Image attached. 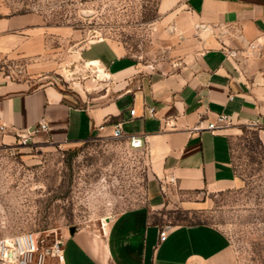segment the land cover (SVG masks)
<instances>
[{"label":"crops","instance_id":"0c3cea01","mask_svg":"<svg viewBox=\"0 0 264 264\" xmlns=\"http://www.w3.org/2000/svg\"><path fill=\"white\" fill-rule=\"evenodd\" d=\"M160 11L170 69L147 70L112 43L94 41L79 56L93 66L92 78L65 91L24 75L40 66L29 59L45 52L39 16L0 7V144L16 145L41 122L48 130L31 134L28 145L112 138L120 124L126 144L141 138L135 150L148 164L145 204L119 213L104 231H69L62 262L49 264H234L218 228L165 226L154 216L172 206L199 208L206 194L242 186L232 137L241 126L264 129V0H163ZM220 114L230 124L209 130Z\"/></svg>","mask_w":264,"mask_h":264},{"label":"rangeland","instance_id":"374dc122","mask_svg":"<svg viewBox=\"0 0 264 264\" xmlns=\"http://www.w3.org/2000/svg\"><path fill=\"white\" fill-rule=\"evenodd\" d=\"M162 2L0 0V7L7 15L39 16L44 28L45 52L29 59L40 66L24 75L73 91L92 78L93 66L82 65L79 56L94 41L112 43L147 70L170 69ZM232 153L240 188L206 194L199 208L172 206L154 220L165 226H214L229 239L234 264H264V129L239 127ZM148 174L144 154L111 137L64 145L0 144V238L33 232L54 239L69 229L70 234L104 231L119 213L145 204Z\"/></svg>","mask_w":264,"mask_h":264},{"label":"built area","instance_id":"2783aa9c","mask_svg":"<svg viewBox=\"0 0 264 264\" xmlns=\"http://www.w3.org/2000/svg\"><path fill=\"white\" fill-rule=\"evenodd\" d=\"M149 113L152 114L153 109H150ZM130 114L134 116L135 111L131 110ZM230 122L231 118L229 116L220 114L217 116L216 122L209 124L208 129L212 131L222 129L230 124ZM47 130V124L41 122L31 134ZM4 131L5 127L0 126V133ZM31 134L26 138L20 139L18 141L19 145H28L31 140ZM112 138L118 140L124 138L120 124L114 126ZM128 143L132 149H139L143 146L141 138L137 136H130ZM165 238L166 231L162 230L160 232V240L163 241ZM63 247L64 240L62 237L49 239L48 234L24 232L8 238H0V264H48V258L57 259L59 262H62Z\"/></svg>","mask_w":264,"mask_h":264},{"label":"water","instance_id":"95a60500","mask_svg":"<svg viewBox=\"0 0 264 264\" xmlns=\"http://www.w3.org/2000/svg\"><path fill=\"white\" fill-rule=\"evenodd\" d=\"M69 231H70V229H69ZM75 231V230H74Z\"/></svg>","mask_w":264,"mask_h":264}]
</instances>
